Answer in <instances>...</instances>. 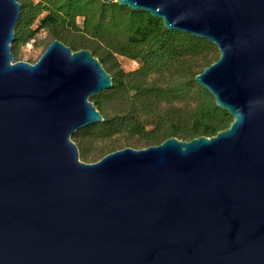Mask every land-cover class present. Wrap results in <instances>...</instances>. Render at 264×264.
<instances>
[{
    "label": "water",
    "instance_id": "95a60500",
    "mask_svg": "<svg viewBox=\"0 0 264 264\" xmlns=\"http://www.w3.org/2000/svg\"><path fill=\"white\" fill-rule=\"evenodd\" d=\"M108 1L213 42L195 80L232 121L80 160L112 76L59 39L14 61L21 3L0 0V264H264V0Z\"/></svg>",
    "mask_w": 264,
    "mask_h": 264
},
{
    "label": "trees",
    "instance_id": "16d2710c",
    "mask_svg": "<svg viewBox=\"0 0 264 264\" xmlns=\"http://www.w3.org/2000/svg\"><path fill=\"white\" fill-rule=\"evenodd\" d=\"M19 1L21 12L12 47L45 29L52 40L59 39L72 50H91L112 76L109 89L89 97L104 120L77 130L72 138L98 139L123 133L137 137L147 147L171 136L181 140L212 136L230 125V114L195 80V75L219 56H215L213 42L168 30L161 19L115 1ZM68 31L77 38L65 41L63 33ZM116 54L137 60L139 66L123 70Z\"/></svg>",
    "mask_w": 264,
    "mask_h": 264
},
{
    "label": "rangeland",
    "instance_id": "374dc122",
    "mask_svg": "<svg viewBox=\"0 0 264 264\" xmlns=\"http://www.w3.org/2000/svg\"><path fill=\"white\" fill-rule=\"evenodd\" d=\"M33 1L36 2L38 0ZM77 23H81V18L77 19ZM63 36H65V41L77 38L73 31L65 32L63 33ZM51 40L52 37L47 30L39 29L32 39L19 45L18 47H12L11 51L15 55L14 61L23 60L34 63L43 53L46 46L50 43ZM84 44L86 45L88 43L84 42ZM218 55L219 51L216 47L215 56ZM115 58L119 67L125 71L133 70L139 66V62L137 60L130 59L126 56L116 54ZM104 108L106 112L110 113L109 107L106 106ZM71 139L76 143L78 147L79 159L86 163L95 162L105 154L124 147H132L136 149L146 147L140 143V140L137 137H131L128 134L123 133L98 139H95L91 136L81 138L80 135L76 138L71 137Z\"/></svg>",
    "mask_w": 264,
    "mask_h": 264
}]
</instances>
